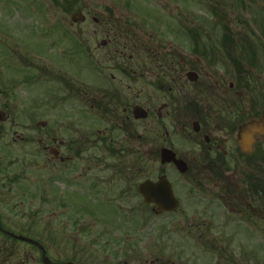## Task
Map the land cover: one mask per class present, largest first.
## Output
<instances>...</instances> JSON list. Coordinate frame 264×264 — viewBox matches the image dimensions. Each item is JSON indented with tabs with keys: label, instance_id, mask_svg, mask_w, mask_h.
<instances>
[{
	"label": "flooded vegetation",
	"instance_id": "obj_1",
	"mask_svg": "<svg viewBox=\"0 0 264 264\" xmlns=\"http://www.w3.org/2000/svg\"><path fill=\"white\" fill-rule=\"evenodd\" d=\"M259 34V46L247 33L236 31L160 39L150 35L148 40L117 39V43L24 51L28 71L21 68L20 82L0 85V112L10 119L15 106L23 103L14 94L15 87L24 85L32 94L35 84L44 85L31 96L23 113L44 117L55 113V125L49 119L39 128L43 134L39 141L49 153L47 164L53 172L48 183L81 184L82 172L70 177L67 170L69 163L81 157L84 143L100 151L91 157L95 163L89 170L102 165L103 170L127 178L129 166L123 158L130 157L129 146L124 152L126 142L120 147L122 143L113 142L112 136L125 133L126 140L141 138L144 131L140 135L133 125L151 120L159 157L169 148L185 161L194 194L209 192L213 181L222 182L231 193L237 189L234 181L238 176L227 173L232 165L248 156L264 163V84L261 98H255L250 57L251 47L259 50L254 57L257 61L259 55L262 61L264 78V33ZM142 106L148 119L134 117L135 108ZM253 120L263 122L262 130L254 134L252 153L244 154L241 128ZM128 128L132 131L129 136ZM81 130L89 133L85 139ZM17 140L33 141L30 135L0 130V264H46L45 257L52 264H115L116 256L136 252L134 245L122 241L120 232L90 234L84 219L77 224L81 235H75L73 219L68 216L70 194L54 186L40 193L47 197L52 221L44 239L37 226L39 208H22L37 195L25 187L22 190L20 160L14 150ZM113 144L119 145L117 151L112 150ZM113 159L120 163L111 164ZM166 166L178 170L174 163ZM252 176L250 184L255 187L256 209L263 224L264 171ZM98 190L101 182L92 183L90 194L97 197L102 194ZM263 237L261 233V241ZM261 248L264 250L263 243ZM98 250L104 253L102 260Z\"/></svg>",
	"mask_w": 264,
	"mask_h": 264
},
{
	"label": "rangeland",
	"instance_id": "obj_2",
	"mask_svg": "<svg viewBox=\"0 0 264 264\" xmlns=\"http://www.w3.org/2000/svg\"><path fill=\"white\" fill-rule=\"evenodd\" d=\"M56 1L59 3H55ZM56 1L0 0V85L20 82L19 69L28 71L23 63L24 51L96 45L108 38L111 41L115 34L121 42H128L133 33L140 40H148L150 35L152 39H160L238 31L247 33L257 43L256 46H259V33H264V0H71L76 4V11L73 12L60 7L65 0ZM77 11L79 12L75 13ZM83 14L86 15L84 22L73 21ZM94 17L103 23L96 25ZM257 19L260 20L256 23ZM113 23L116 24L112 26ZM117 23L121 24L122 30L116 33L114 30L118 27ZM225 25L229 26L230 31L225 30ZM261 66L262 61L257 55V61L252 67V90L258 99L262 96L264 84ZM140 84L143 85L142 79ZM43 88L44 85L35 84L31 94L24 85L15 87L14 94L23 103L15 106L16 113L10 119L0 123V130L7 129L11 133L16 131L19 135H30L33 139L31 143H20L17 140L14 150L20 160L17 166L19 175L23 176V192L25 187L37 195L36 199L25 201L27 205L22 208H39L37 226L44 239L49 231L51 214L49 205L43 201L45 196L40 193L54 186L70 194L68 201L72 207L68 216L73 219L75 235H81L77 224L80 225L84 219L85 224L90 227V234L120 232L124 237L123 241L128 236L126 246L134 244L136 252L129 251L116 256V260L108 257L117 264L264 262V250L261 248L262 243L264 244V237L261 241L264 223L259 221L255 193L248 194L250 191L247 192L240 176H252L257 171H264L263 162L258 164L254 158H245L227 171L229 175H238L234 183L238 190L240 185L243 189L227 193L222 182L213 181L210 183L211 190L199 195L194 194V190L188 185V178L173 168L166 166L162 169L156 158L148 169L147 177L155 181L159 175L166 173L180 201L178 210L167 214H156L152 206L143 203L137 192L138 184L144 180L140 173L129 175L127 179L124 175L122 177L103 170L102 165L89 170L88 167L95 163L91 161V157L100 153L97 147L90 144H83L85 149L81 157L69 163L67 170L70 177L83 173L80 185H65L62 181L48 183L53 172L49 171L51 166L47 164L49 153L43 150V141H39L43 137L39 128L41 122L49 119L55 125V113L49 116L51 118L23 113V107L27 108L25 104L31 101V96ZM133 126L139 130L140 135L147 130L146 133L150 134L148 138H152L141 143L142 153L155 146L151 120ZM81 133L84 139L89 134L86 130H81ZM112 138L113 142L122 143L125 133L113 134ZM134 146H137L136 142ZM123 159V162L128 163V173H133V157ZM112 163L120 162L113 159ZM71 166L73 169H70ZM109 179L110 182L106 183ZM98 182H101V190L98 192L101 191L102 194L96 197L90 194V187L92 183ZM83 211H94L96 217L85 216ZM121 246L124 245L121 243ZM114 247L116 248H110ZM97 253L102 260L104 253L100 250Z\"/></svg>",
	"mask_w": 264,
	"mask_h": 264
},
{
	"label": "water",
	"instance_id": "obj_3",
	"mask_svg": "<svg viewBox=\"0 0 264 264\" xmlns=\"http://www.w3.org/2000/svg\"><path fill=\"white\" fill-rule=\"evenodd\" d=\"M77 20V18H74V21ZM79 20L84 22L85 15H82ZM95 21H97V19H95ZM102 43L106 44L107 42L103 41ZM134 116L139 119L147 118L148 112L143 107H137L134 111ZM3 119L4 117L2 116V113H0V121ZM262 126L263 123L260 121H251L250 123L242 126L240 132V144L242 145L244 153L252 152V143L254 141L253 135L256 131H261ZM161 159L162 164H166V162H174L182 173H186L188 171L186 163L182 159L177 158L176 154L171 149L165 148L162 150ZM138 191L142 195L144 203L156 205V213L175 211L179 207V201H177L175 193L172 189V184L166 175L159 176L156 182L150 179H145L144 182L140 183ZM21 239L25 238L21 237ZM25 240L28 241L30 239ZM35 243L38 245L37 242ZM44 262L52 264V261H49L47 257L44 258Z\"/></svg>",
	"mask_w": 264,
	"mask_h": 264
},
{
	"label": "trees",
	"instance_id": "obj_4",
	"mask_svg": "<svg viewBox=\"0 0 264 264\" xmlns=\"http://www.w3.org/2000/svg\"><path fill=\"white\" fill-rule=\"evenodd\" d=\"M71 2H72L71 0H65L64 3H62L60 7L61 8L63 7V9L65 11H71V10H72V12L73 11H76L74 9L75 6H76V4L73 3V2L71 4ZM55 3L58 4L59 2L56 1ZM113 24H116V23H113ZM119 29H120V27L118 26L115 29V31H118ZM225 30H227V31L229 30V27L227 25H225ZM147 133L144 135V138H145L146 141L150 138V137L148 138V136H150V134L148 135ZM150 139H152V138H150ZM136 143H137V146L136 147H132L130 145V142H129V144H126L125 147L124 148L122 147L121 150H124V152H125V148L127 146H129V148H128L129 149V152H130L129 154L132 155V156H134L133 157L134 158L133 159L134 161H133V164H132L133 171H135V172L138 171V173H140L141 177L145 178V177H147V175L149 173V170L148 169L157 160L156 158L158 157V151H157V149L154 146V147L147 148L148 150L146 149V151L142 154L141 149H140V147H141L140 139H137V142ZM153 143H154V141H153ZM112 150L113 151H117V150H115V148L112 149Z\"/></svg>",
	"mask_w": 264,
	"mask_h": 264
}]
</instances>
